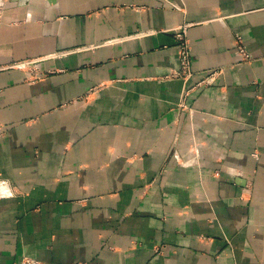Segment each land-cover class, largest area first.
Returning a JSON list of instances; mask_svg holds the SVG:
<instances>
[{
	"label": "crops",
	"instance_id": "0c3cea01",
	"mask_svg": "<svg viewBox=\"0 0 264 264\" xmlns=\"http://www.w3.org/2000/svg\"><path fill=\"white\" fill-rule=\"evenodd\" d=\"M0 11V264H264V0Z\"/></svg>",
	"mask_w": 264,
	"mask_h": 264
},
{
	"label": "built area",
	"instance_id": "2783aa9c",
	"mask_svg": "<svg viewBox=\"0 0 264 264\" xmlns=\"http://www.w3.org/2000/svg\"><path fill=\"white\" fill-rule=\"evenodd\" d=\"M188 29V25L185 27H181L179 35L186 34V30ZM239 39V38H238ZM243 43H237V50H238V55L242 59L241 61L247 62L248 58H250V55L246 51L245 46L242 45ZM179 50H180V59H179V64H180V70L178 74L180 75L181 79L184 80L185 83H187L193 76V71L191 68V48L190 44L188 43H181L179 45ZM221 71V70H220ZM219 70H214L213 72L209 73L206 77V79L201 83V85H212L218 77L221 76L222 71L220 72ZM220 73V74H219ZM189 95V90H185L182 96V106L184 105V102L186 101V98ZM9 188L8 185H1L0 187V197H5L9 196ZM22 264H39L38 262L34 260H26Z\"/></svg>",
	"mask_w": 264,
	"mask_h": 264
},
{
	"label": "rangeland",
	"instance_id": "374dc122",
	"mask_svg": "<svg viewBox=\"0 0 264 264\" xmlns=\"http://www.w3.org/2000/svg\"><path fill=\"white\" fill-rule=\"evenodd\" d=\"M1 12V11H0ZM0 16H1V13H0ZM185 26H187V25H184V26H182V27H185ZM180 29L181 28H178V29H176L175 30V32H174V40H175V47H176V49H177V55H178V62H179V59H180V50H179V45H180V42L181 43H188V44H190V39H189V37H188V29L186 30V34H183V35H179V32H180ZM142 35V33H139L137 36H141ZM239 38V39H238ZM235 43H236V45H237V43H243L242 45L243 46H245V48H246V51L248 52V54L250 55V58H248V60H247V62H243V61H241L242 59L240 58V56H239V58H240V61H241V63H249V62H251V61H253V58H252V56H251V54L249 53V51L247 50V47H246V45L244 44V41H243V38L242 37H240V36H236L235 37ZM237 47V46H236ZM190 48H191V45H190ZM236 52H237V54H238V50H237V48H236ZM55 56V55H54ZM55 57H53V59H54ZM191 60H192V49H191ZM39 63V61L37 60V61H34V60H26V61H22V62H17V63H13V64H11V65H9L8 67H6V68H0V71H2V70H27V71H30V70H28V69H32V68H34L35 67V65H37ZM191 64H192V61H191ZM179 70H180V64H179V68L177 69V70H171L170 71V73H169V75L166 77V79H181V77H180V75L178 74V72H179ZM214 70H212V71H210L209 73H211V72H213ZM220 71V70H219ZM56 72H58V71H53V73H56ZM221 72V71H220ZM223 72V71H222ZM208 73V74H209ZM220 74V73H219ZM219 78V77H218ZM181 80H183V79H181ZM205 85V84H204ZM198 86H200V85H198ZM205 86H210V85H205ZM255 157H257V155L255 154ZM8 185V188L10 189V190H13V191H15V189L14 188H12L11 187V185H9L7 182H5V181H0V187H1V185ZM1 198V197H0ZM26 260H34V261H36V262H38L39 264H43L40 260H38V259H36V258H32V257H25V258H23V259H21L20 261H18V262H15V263H13V264H22L24 261H26Z\"/></svg>",
	"mask_w": 264,
	"mask_h": 264
}]
</instances>
